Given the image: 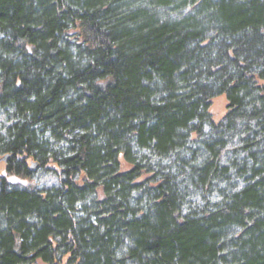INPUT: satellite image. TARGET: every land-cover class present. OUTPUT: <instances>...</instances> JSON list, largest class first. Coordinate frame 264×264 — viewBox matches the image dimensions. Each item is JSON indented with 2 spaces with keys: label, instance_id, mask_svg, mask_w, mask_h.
Wrapping results in <instances>:
<instances>
[{
  "label": "trees",
  "instance_id": "1",
  "mask_svg": "<svg viewBox=\"0 0 264 264\" xmlns=\"http://www.w3.org/2000/svg\"><path fill=\"white\" fill-rule=\"evenodd\" d=\"M5 155L0 264H264V0H0Z\"/></svg>",
  "mask_w": 264,
  "mask_h": 264
},
{
  "label": "rangeland",
  "instance_id": "2",
  "mask_svg": "<svg viewBox=\"0 0 264 264\" xmlns=\"http://www.w3.org/2000/svg\"><path fill=\"white\" fill-rule=\"evenodd\" d=\"M226 106H227V100L224 95L218 96L213 100L212 107H211V113L213 115V119L216 122H219L223 119L226 113ZM4 164H0V171L1 173L4 172L3 170ZM4 174V173H3ZM8 181L24 186H30V187H37L39 189L49 187V186H55L59 184V179L57 176L44 173V172H38L34 175L31 179L21 178L17 176H11L8 174H5Z\"/></svg>",
  "mask_w": 264,
  "mask_h": 264
},
{
  "label": "water",
  "instance_id": "3",
  "mask_svg": "<svg viewBox=\"0 0 264 264\" xmlns=\"http://www.w3.org/2000/svg\"><path fill=\"white\" fill-rule=\"evenodd\" d=\"M8 158H9V155H5L4 157L0 158V162H6Z\"/></svg>",
  "mask_w": 264,
  "mask_h": 264
}]
</instances>
